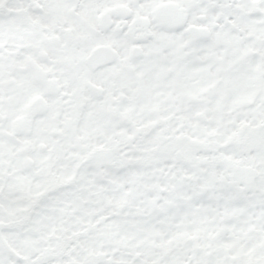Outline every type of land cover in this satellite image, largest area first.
<instances>
[{
	"label": "snow or ice",
	"instance_id": "obj_1",
	"mask_svg": "<svg viewBox=\"0 0 264 264\" xmlns=\"http://www.w3.org/2000/svg\"><path fill=\"white\" fill-rule=\"evenodd\" d=\"M0 264H264V0H0Z\"/></svg>",
	"mask_w": 264,
	"mask_h": 264
}]
</instances>
